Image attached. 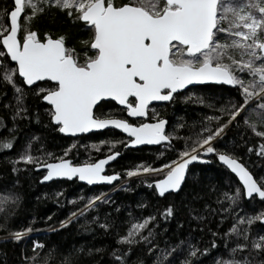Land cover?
<instances>
[{"label": "snow or ice", "instance_id": "6c2138e0", "mask_svg": "<svg viewBox=\"0 0 264 264\" xmlns=\"http://www.w3.org/2000/svg\"><path fill=\"white\" fill-rule=\"evenodd\" d=\"M52 8L66 12L74 22L80 21L89 33L87 39L79 41L83 45V59L75 47L68 46L64 34L53 38L48 32L41 34L31 27L37 16ZM89 51L93 54L89 55ZM205 82L235 86L240 102L230 99L217 109L220 115H205L207 123L201 122L194 139L185 138L184 148L176 159L158 167L142 164L127 169L126 174L131 177L160 173L161 178L149 186H154L155 193L165 197L184 190L188 166L202 160L201 153L215 154L218 161L238 177L239 185L222 194L228 206L218 210L231 214L234 222L226 232L212 233L213 237L222 235L226 243L235 238V246L228 249V258H217L214 264H264V258L249 259L250 255L264 254V234L252 235L250 227H241L251 226L256 221L264 225V210L239 215L238 207L245 198L264 203V175L254 174L240 157L221 151L214 143L230 125L240 128L243 124L260 138L255 151L264 161V0H12L9 8L0 7V85L11 87L15 101L14 105H3L11 108L10 131L17 129L18 118L43 123L46 117L60 133H87L113 126L128 134L123 140L99 141L100 145H109L108 154L85 163H73L64 158L74 145H69L60 158L51 152H43L39 157L33 155L31 142L39 140L33 135L24 150L10 161L12 172L19 171L18 162H25L46 169L42 181L78 177L88 184L112 182L120 173L104 174V168L120 155L119 150H114L115 145L126 148L144 142H167V146H171L176 133L166 131L167 120L154 108L149 115L151 102L172 103L181 95L180 90L187 92L188 86L196 87ZM5 94L0 92V96ZM28 95L37 103L31 113L25 104ZM189 98V95L183 97ZM111 101L123 106L122 111L130 117L148 119L135 123L122 115L104 113L105 104ZM196 102L206 103L202 97H197ZM207 106L217 107L210 101ZM225 116L227 118L222 119ZM3 124L0 117V126ZM14 139L10 136L0 140V150L12 149ZM188 140L192 141L191 145ZM253 150L249 144L247 151ZM46 158L52 162H46ZM19 199L14 194L0 195V212L10 213L18 206ZM101 200H106L103 193L90 197L83 211L94 208L95 202ZM205 208L209 206L205 204ZM210 211L215 214L216 210ZM75 215L71 213L59 227H65ZM159 215L165 221L173 217V205L168 204ZM7 218L5 215L4 219ZM196 218L203 219L202 216ZM225 219L226 216H220L221 222ZM6 227L5 223H0V230ZM101 227L108 229L110 225L103 223ZM155 227L156 216L149 215L133 223L126 234L118 235V242L127 245V250H112L115 264H145L139 252L135 260L131 259L134 246L141 241L148 245V254L156 249L152 264H176L180 255H184V259L178 260V264H198L193 258L209 252V247L201 250L185 240L160 248L152 242ZM32 231L31 226L23 227L6 232L0 240L22 241ZM44 247L42 241L34 240L33 255L26 256L25 261L49 264L56 248H49L43 260H37V249ZM210 247H216L215 239ZM100 251L98 248L74 249L64 256L61 264H73V256H92ZM238 253H243V257L237 258Z\"/></svg>", "mask_w": 264, "mask_h": 264}, {"label": "trees", "instance_id": "16d2710c", "mask_svg": "<svg viewBox=\"0 0 264 264\" xmlns=\"http://www.w3.org/2000/svg\"><path fill=\"white\" fill-rule=\"evenodd\" d=\"M11 4L12 0H0V7L9 8ZM4 21L7 22V17H4ZM31 27L41 34L48 32L53 38L64 34L68 46L75 47L83 59L81 51L83 45L79 41L87 39L89 33L84 30L80 21L74 22L66 12L56 8L45 9L43 14L32 21ZM88 54L93 53L89 51ZM0 92L6 93L0 96V117L4 120V124L0 126V140L10 136L15 137L12 149L0 150V195L14 194L20 198L18 206L13 207L10 213L0 212V223H5L7 226L5 230H0V236L23 227L31 226L33 229L22 241L0 240V264H28L24 258L33 255L31 245L34 240L42 241L45 245L44 248L37 249L39 252L37 260L40 261L43 260L48 249L55 246L56 252L50 258L49 264H61L64 256L79 248L85 250L98 248L101 251L92 256L83 254L73 256V264H93V261H99V264H115L111 256L112 250H127V245L118 242V235L126 234L133 223L149 215L156 216L154 228L156 235L152 242L158 244L160 248L185 240L201 250L209 247V252L198 254L197 258H193L194 261L198 260V264H214L217 258L229 257L228 249L235 246V238L226 243L222 235L213 237L212 233H224L234 222L231 214L220 213L218 210L222 206H228L222 194L234 190L239 182L226 167L219 164L215 154L206 156L210 164H196L190 167L183 191L165 197H160L155 193L154 186H149L152 181L160 179L161 175L150 174L126 181L129 177L126 170L142 164L158 167L162 163L176 159L179 151L184 148L185 138L189 136L195 138V133L199 131L205 115H220L217 109L230 99L240 102L235 86L233 88L221 85L194 87L189 92L176 97L174 102L154 108L160 116L168 120L167 132L176 133L171 140V146L131 149L120 144L115 145L114 150H119L121 155L107 171V174L120 173L121 181L114 188L89 187L76 180H56L43 184L41 177L44 172H38L33 164L25 162H18L16 167L19 171L12 172L10 161L24 150L33 135L39 137L38 141L31 142L30 151L33 155L39 157L43 152H51L54 157L60 158L63 152L68 150L69 145H74L64 157L73 160V163H85L102 158L108 154L109 145H100L99 141L123 140L125 136L109 129L77 138L66 137L55 129L46 117H43V123H37L35 119L18 118L17 129L14 132L10 131L13 124L11 108L6 109L3 105L15 104L13 92L11 87L4 85H0ZM185 95H189L190 98L183 99ZM197 97H202L206 103H197ZM208 101L216 105V109L209 108ZM25 104L28 105L30 113L37 106L32 95L26 97ZM103 112H111L126 118L125 112L113 102L106 103ZM149 115H152L151 110ZM226 118V116L222 117V119ZM215 123L212 121L213 125ZM178 124L182 127L177 128ZM259 140V137L241 124L240 128L230 125L223 137L214 143L221 151L232 152L240 157L254 174L264 175V161L255 151ZM188 143L191 145L192 141L188 140ZM93 144L97 147L93 148ZM249 144L254 148L251 153L247 151ZM46 162L52 160L46 158ZM57 193L60 195L57 196ZM101 193L106 200L95 202L94 208L89 207L87 211H83L88 199ZM168 204L173 205L175 215L165 221L159 213ZM205 204L209 208H205ZM238 207L241 209L239 215L255 214L264 210V203L259 199L250 201L245 198ZM210 210H216L215 214ZM71 213H76L71 217V222L63 228L59 227V223L69 218ZM5 215L8 217L7 220L4 219ZM221 215L226 216L223 222L220 221ZM197 216H202L203 219L199 220ZM103 223H108L110 227L104 229L101 227ZM149 226L151 227V224ZM241 227H250L252 235L264 234V226L259 221L251 226ZM213 239L216 241L215 248L210 247ZM147 247L148 245L143 241L134 246L131 259L135 260L136 252H139L145 264H152L156 249H153V254H148ZM242 257L243 253L237 254V258ZM261 258H264V254L249 256V259ZM182 259L184 255L178 257V260Z\"/></svg>", "mask_w": 264, "mask_h": 264}, {"label": "water", "instance_id": "95a60500", "mask_svg": "<svg viewBox=\"0 0 264 264\" xmlns=\"http://www.w3.org/2000/svg\"><path fill=\"white\" fill-rule=\"evenodd\" d=\"M37 83H39V82H37ZM208 85H221V86H225V87H229V88H233L234 86H232V85H227V84H225V83H222V82H220V83H217V82H205V84H203V85H198V86H196V87H199V86H208ZM191 88H194V87H192V86H188V90L189 89H191ZM185 92V90H180V93H184ZM111 102H114L118 107H120V108H122L123 109V106H120L119 104H118V102H115V101H111ZM169 102H164V101H154V102H151V104H150V107H154V106H158V105H166V104H168ZM126 116H127V119H129L130 120V122L131 121H135V120H146V119H148V117H130L127 113H126ZM167 122H168V120H167ZM109 129H112V130H116V131H118V132H120L123 136H127L128 134H126V133H123L122 132V130H120V129H116V128H114L113 126H107L106 128H104V129H92V130H90L89 132H87V133H77V134H70V133H61L62 135H64V136H66V137H71V138H77V137H80V136H84V135H89V134H91V133H95V132H102V131H104V130H109ZM167 129H168V123H167V125H166V131H167ZM163 145H167V142H160V143H147V142H144V143H142V144H139V145H135V146H128L127 148H131V149H136V148H140V147H159V146H163ZM209 154H211V153H209ZM121 155V154H120ZM120 155L119 156H117L114 160H112V161H109L106 165H105V168H104V174H107V171H108V168L109 167H111L113 164H114V162L120 157ZM208 154H204V153H201V156L203 157V159L202 160H200V161H194V162H191L190 164H189V166H188V169H190V167H192L193 165H196V164H210V160L206 157ZM216 158H217V156H216ZM71 160V159H70ZM72 162H73V160H71ZM217 161H218V158H217ZM219 162V161H218ZM219 164H221L222 166H223V164H222V162H219ZM225 167V166H224ZM227 169V168H226ZM227 170H229V169H227ZM37 171L38 172H44V175L46 174V169L45 168H37ZM229 172H230V170H229ZM231 173V172H230ZM231 174H233V173H231ZM108 175H110V174H108ZM234 176H235V174H233ZM236 178H237V180H238V177L237 176H235ZM56 180H67V181H78L80 184H83V185H87V186H89V187H96V186H106V187H109V188H114L118 183H120V181H121V176H119L116 180H114V181H112V182H101V181H97V182H93L92 184H88L86 181H80L79 179H78V177H72V178H67V177H54V178H52V179H50V180H47V181H42L41 180V182L43 183V184H49V183H51V182H53V181H56ZM238 182H239V180H238ZM166 195H168V194H166ZM165 195V196H166ZM247 199V198H246ZM248 200V199H247ZM264 226V225H263Z\"/></svg>", "mask_w": 264, "mask_h": 264}, {"label": "rangeland", "instance_id": "374dc122", "mask_svg": "<svg viewBox=\"0 0 264 264\" xmlns=\"http://www.w3.org/2000/svg\"><path fill=\"white\" fill-rule=\"evenodd\" d=\"M157 107H159V106H157ZM152 108H154V107H152ZM152 108H150V110L152 109ZM156 108V107H155ZM150 174H153V175H161L160 173H140V174H138V175H134V176H131V177H128V179L126 180V181H128L129 179H132V178H136V177H141V176H146V175H150ZM120 185H122V183L120 184ZM119 187V186H118Z\"/></svg>", "mask_w": 264, "mask_h": 264}, {"label": "flooded vegetation", "instance_id": "af4514ba", "mask_svg": "<svg viewBox=\"0 0 264 264\" xmlns=\"http://www.w3.org/2000/svg\"><path fill=\"white\" fill-rule=\"evenodd\" d=\"M192 89V88H191ZM191 89H189V90H187V92H189ZM182 94V93H181ZM114 103V102H113ZM115 104V103H114ZM158 106H161V105H158ZM155 107H157V106H154V108ZM120 108V107H119ZM150 108H152V107H150ZM122 109V108H121ZM125 114H126V112H125ZM126 116V115H125ZM126 118H127V116H126ZM131 122H135V123H140V122H143L142 120H135V121H131Z\"/></svg>", "mask_w": 264, "mask_h": 264}]
</instances>
